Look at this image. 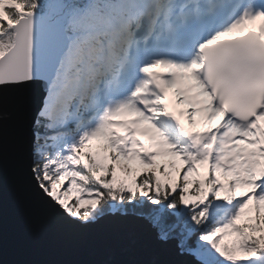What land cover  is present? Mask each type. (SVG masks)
<instances>
[{"label": "snow or ice", "instance_id": "1", "mask_svg": "<svg viewBox=\"0 0 264 264\" xmlns=\"http://www.w3.org/2000/svg\"><path fill=\"white\" fill-rule=\"evenodd\" d=\"M30 85L28 172L54 216L174 242L139 264H264V0H0V145L29 104L5 90Z\"/></svg>", "mask_w": 264, "mask_h": 264}, {"label": "water", "instance_id": "2", "mask_svg": "<svg viewBox=\"0 0 264 264\" xmlns=\"http://www.w3.org/2000/svg\"><path fill=\"white\" fill-rule=\"evenodd\" d=\"M23 93L29 104L10 110L0 145V264H139L176 259L174 242L155 241L148 223L106 216L86 228L54 216L28 172L31 116L40 98L36 85L6 89Z\"/></svg>", "mask_w": 264, "mask_h": 264}, {"label": "rangeland", "instance_id": "3", "mask_svg": "<svg viewBox=\"0 0 264 264\" xmlns=\"http://www.w3.org/2000/svg\"><path fill=\"white\" fill-rule=\"evenodd\" d=\"M201 122H203L202 116H200ZM198 127L203 128L204 127V122L202 124H197ZM90 143V147L86 148V150H89L91 152H93L94 154H99V155H104V149H102L101 147H99V145L102 143L101 140H92L89 142ZM157 163H162L166 166L167 170L172 174V178L174 179L176 176V172L175 169L176 168H180L182 161L179 157H165V156H161V157H156L155 158ZM171 160V163H169V161ZM132 166L134 169H136V171L138 172H142L145 168H150V165H142L139 163V161H133L132 162ZM201 173H203V167H201ZM158 174L160 175L161 179H167L166 177H164L161 173L158 172ZM189 178H192V174H189ZM251 204L249 205L248 208L245 209V211L242 213V217L241 219H246L248 215L251 214ZM226 242L231 240V237H225Z\"/></svg>", "mask_w": 264, "mask_h": 264}]
</instances>
